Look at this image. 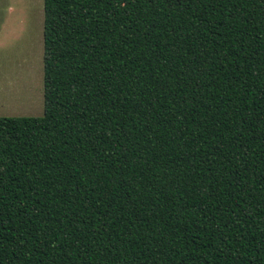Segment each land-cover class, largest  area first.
Wrapping results in <instances>:
<instances>
[{"label":"trees","instance_id":"16d2710c","mask_svg":"<svg viewBox=\"0 0 264 264\" xmlns=\"http://www.w3.org/2000/svg\"><path fill=\"white\" fill-rule=\"evenodd\" d=\"M42 37L0 264H264V0H43Z\"/></svg>","mask_w":264,"mask_h":264},{"label":"rangeland","instance_id":"374dc122","mask_svg":"<svg viewBox=\"0 0 264 264\" xmlns=\"http://www.w3.org/2000/svg\"><path fill=\"white\" fill-rule=\"evenodd\" d=\"M43 0H0V117L43 113Z\"/></svg>","mask_w":264,"mask_h":264}]
</instances>
